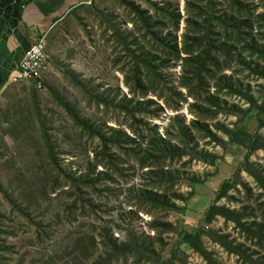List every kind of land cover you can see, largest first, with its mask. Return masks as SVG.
<instances>
[{
    "label": "rangeland",
    "instance_id": "1",
    "mask_svg": "<svg viewBox=\"0 0 264 264\" xmlns=\"http://www.w3.org/2000/svg\"><path fill=\"white\" fill-rule=\"evenodd\" d=\"M240 1L255 8L248 32L263 39L264 24L258 15L264 12V0ZM151 3L176 9L181 15L176 34L180 48L188 18L185 0H95L70 13L46 39L50 68L41 89L32 83L10 86L0 98V264H243L213 241L215 234L234 246L244 244L249 254L255 250L233 224L217 218L206 225L204 215L221 184L232 179L234 189L218 206L246 213V218L262 217L264 191L256 179L264 181V150L255 152L245 166L246 151L227 142L225 129H234L243 112L264 98V58L250 56L236 46V52L246 63L253 62L252 69L256 70L233 65L237 94L224 90L216 96L215 89L210 88L209 94L218 101L213 106L207 103L206 111L190 109L194 103L191 99L181 103L178 111L168 109L152 92L155 84L144 70L141 80L148 91L133 82L126 87L133 61L125 55L124 34L134 33L133 21L139 26L133 6L153 14ZM217 3L225 12L231 4L230 0ZM153 15L162 17L161 13ZM154 67V83L159 75V82L178 87L179 63L170 61L158 68L156 62ZM225 74L230 76L231 72ZM68 111L116 145L136 151L144 148L154 127L162 135L175 116L186 125L199 119L211 134L199 141L197 154L173 164L179 181L173 191L162 192L168 195L165 206L151 209L140 199L141 193L156 190V178L121 153L119 172L96 167V189L84 191L80 204L75 193L68 192L66 177L83 175L100 152V142L75 128ZM254 113L240 127L264 145V128ZM45 141L53 150L52 158ZM155 220L156 229L152 227ZM183 231L202 233L206 256L183 242ZM113 240L120 252L110 249L107 254L104 246L112 247L109 244ZM132 240L142 241L149 248L126 252L130 249L126 243Z\"/></svg>",
    "mask_w": 264,
    "mask_h": 264
},
{
    "label": "trees",
    "instance_id": "2",
    "mask_svg": "<svg viewBox=\"0 0 264 264\" xmlns=\"http://www.w3.org/2000/svg\"><path fill=\"white\" fill-rule=\"evenodd\" d=\"M185 1L188 18L185 21V30L182 34L180 48L178 47L176 34L178 33L181 15L177 13L176 9L171 11L168 7L162 8L156 3H151L154 8L153 14H162V17H158L148 12H142L133 6V11L137 15L136 18L139 19V26L138 23L133 21V24H131L134 26V33L124 34L126 35L123 44L125 55L133 61L130 70L131 77L126 78V87L130 88V83L133 82L137 88L148 91L149 88L144 86L141 80V77L144 76L142 75L144 70L149 81L155 84V87H151L152 92L156 94L158 99H162L168 109L178 111L181 103L191 99L194 103L189 106L190 109L206 111L207 103L213 106L218 101L214 95L209 94L210 88L215 89L216 96L224 90L237 94V86L233 80L235 73L233 65L241 64L243 68L250 72H256L251 66L253 62L246 63L242 59V55L236 52L235 47L240 46L250 56L257 55L264 58V38L257 39L255 35L248 32V30H252L251 18L253 17V11H255V8L251 9L249 4L243 5L240 0H230L231 4L225 12L220 11L218 0ZM261 8L264 9V7ZM243 16H246L247 19ZM258 19L264 24V12L258 15ZM130 38L131 41L128 42ZM139 43L141 45H137ZM146 47H148V50L145 49ZM151 49L154 50L153 53L156 54V57L152 56L153 53L151 52L153 50ZM170 61L179 63L180 66L181 72L177 88L159 82V75L158 82L154 83V77H156L154 64L158 62V68H164ZM225 72H231V75L229 76ZM242 91V85H240L239 94H242ZM253 111H255L254 116L260 128H264L263 98L259 102H254L243 112L244 117L237 120V126L234 129H225V134L228 137L227 142L235 144L238 148L246 151L244 156L245 166H248L255 152L264 150L263 142L256 135H251L240 127L243 120L251 116ZM68 115L76 126L75 128L92 139H98L100 142V152L94 155L93 164L88 165L83 175L78 178H71L72 180L69 176L66 177L68 192L75 193V198L80 204L82 203L84 191L92 193L96 189L94 180L96 167H110L116 173L119 172L122 165L121 156L119 155L121 153L125 159L131 158L141 168L148 169V174L156 178L155 181L158 185L156 190L150 191V193H141L140 199H143L151 209L156 210L158 207L165 206L169 203L168 195L162 192L173 191L179 181L178 175L174 172L173 164L181 161L185 156L193 153L197 154L199 152V141L206 138L205 134H211L205 123L199 119H194L191 124L186 125L183 119L175 116L169 120L162 135L157 134L154 127L153 133L147 137L144 148L136 151L131 147L125 148L116 145L115 141L106 138L98 130H95L93 125L81 120L74 112L68 111ZM130 117L135 121L133 115ZM212 137L216 141H220L216 135H212ZM45 143L48 155L52 158L53 150L47 141ZM112 148L117 149L116 153H111ZM256 182L264 191V181L257 178ZM233 189L232 179L221 184L212 205L204 215L205 224L212 225L217 218L233 224L245 237V242L254 247L255 250L251 254L248 253L249 250L245 249L244 244L234 246L228 243L226 238L219 237L216 234L214 235L216 239L213 238V241L226 248L230 254H234L243 264H264L263 209L261 218L252 216L246 218V216H243L246 213L242 215L240 211H230L218 206ZM262 206L264 207V205ZM152 225L156 229L158 227L157 221L155 220ZM201 236V232L188 234L183 231L182 234L183 242L187 243L198 254L206 256L207 253L203 248ZM106 237L107 235L103 239H106ZM132 241L130 244L126 243L130 247L129 250H125L126 252L139 253L144 251V248H149L142 241ZM109 245L112 247L104 246L107 254L110 249L115 253L120 252L116 241L113 240ZM1 252L2 249L0 248V256ZM254 256L258 257L254 258ZM161 264H172V262Z\"/></svg>",
    "mask_w": 264,
    "mask_h": 264
},
{
    "label": "crops",
    "instance_id": "3",
    "mask_svg": "<svg viewBox=\"0 0 264 264\" xmlns=\"http://www.w3.org/2000/svg\"><path fill=\"white\" fill-rule=\"evenodd\" d=\"M95 0H0V98L30 46L46 41L70 13ZM12 87V86H11Z\"/></svg>",
    "mask_w": 264,
    "mask_h": 264
},
{
    "label": "built area",
    "instance_id": "4",
    "mask_svg": "<svg viewBox=\"0 0 264 264\" xmlns=\"http://www.w3.org/2000/svg\"><path fill=\"white\" fill-rule=\"evenodd\" d=\"M50 58L46 54L45 42L40 40L23 54L15 70L9 77L8 85L17 86L32 83L41 89L44 76L49 72Z\"/></svg>",
    "mask_w": 264,
    "mask_h": 264
}]
</instances>
